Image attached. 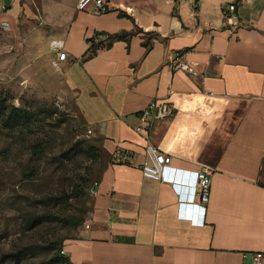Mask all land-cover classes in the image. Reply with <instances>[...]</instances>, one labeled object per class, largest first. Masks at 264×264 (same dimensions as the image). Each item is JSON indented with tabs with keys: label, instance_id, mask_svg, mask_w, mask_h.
<instances>
[{
	"label": "crops",
	"instance_id": "crops-1",
	"mask_svg": "<svg viewBox=\"0 0 264 264\" xmlns=\"http://www.w3.org/2000/svg\"><path fill=\"white\" fill-rule=\"evenodd\" d=\"M67 1L46 11L42 26L25 25L26 45L12 49L34 65L24 78L35 72L72 105L107 155L91 226L67 239L64 253L75 264H253L250 253L264 252V0H112L116 9L105 13ZM231 3L237 27L223 15ZM14 6L18 17L21 1ZM125 31L136 33L111 41ZM57 39L68 53L59 69L50 46ZM94 43L96 54L86 56ZM175 51L195 73L172 68ZM154 99L175 108L149 134L173 155L160 181L112 162L118 146L143 161L135 126ZM204 167L212 169L211 197L192 224L179 217L171 179L175 168ZM191 200L199 202L194 193Z\"/></svg>",
	"mask_w": 264,
	"mask_h": 264
},
{
	"label": "rangeland",
	"instance_id": "rangeland-1",
	"mask_svg": "<svg viewBox=\"0 0 264 264\" xmlns=\"http://www.w3.org/2000/svg\"><path fill=\"white\" fill-rule=\"evenodd\" d=\"M3 1L0 23L11 30H0V264H66L59 249L90 217L107 155L72 105L44 89L35 72L24 78L34 65L12 50L26 45L25 25L42 26L46 11L69 1L20 0L18 17L16 0L7 11ZM12 106L31 111L32 124L7 126Z\"/></svg>",
	"mask_w": 264,
	"mask_h": 264
},
{
	"label": "built area",
	"instance_id": "built-area-1",
	"mask_svg": "<svg viewBox=\"0 0 264 264\" xmlns=\"http://www.w3.org/2000/svg\"><path fill=\"white\" fill-rule=\"evenodd\" d=\"M79 9L88 10L90 7L96 13H105L116 9V5L112 0H80ZM120 9L127 12H133V8L129 6L119 5ZM3 11L9 9V4L6 0L1 6ZM235 3L229 4L223 8V15L226 23L233 27L240 24L239 18L235 14ZM42 23V22H41ZM1 32L7 33L11 30V25L7 21L0 23ZM101 37V36H100ZM104 38V37H103ZM101 40L99 39V42ZM107 43V40H103ZM51 49L57 54L53 59V66L60 68L62 61L68 57L65 50V41L61 39L52 40L50 43ZM169 64L175 70H185L190 73H195V67L184 60V54L181 51H175L169 58ZM213 93H208L212 96ZM174 106L160 99L152 100L139 114V123L135 126V131L142 135L145 140L144 144V159L137 163L133 160V151L118 146L112 153V162L114 164H127L132 167H138L143 176L152 180L160 181L166 178V171L172 166L173 155L163 150L150 140L149 134L153 123L157 120L167 119L174 115ZM91 134L92 130L88 129ZM212 169L204 167L196 171H186L184 169L175 168L172 180L173 185L177 188L179 195L180 212L179 217L185 218L192 224L196 223V213L199 207H205L211 197L212 185ZM92 194H96L95 185L91 189ZM193 193L198 197L199 202L192 201ZM90 219L85 221V225L89 228L91 225ZM253 264H264V252L256 251L250 253Z\"/></svg>",
	"mask_w": 264,
	"mask_h": 264
},
{
	"label": "trees",
	"instance_id": "trees-1",
	"mask_svg": "<svg viewBox=\"0 0 264 264\" xmlns=\"http://www.w3.org/2000/svg\"><path fill=\"white\" fill-rule=\"evenodd\" d=\"M136 31H125V32H121V33H116L114 35H112L111 41L118 39V38H122L125 37L127 35H132L135 34ZM111 41L108 43V46L111 44ZM99 47L97 45H95V43L91 46V48L88 50V53L86 54V56H92L94 54H96L97 49ZM9 115L7 116L6 119V124L7 126H9L10 128H21V127H26L29 126L31 123V119L33 117V113L31 111H29L26 108L23 107H15L12 106L11 110L8 113ZM64 243H62L61 248L59 249V253L60 255V259L62 258V260L66 263V264H75L74 262H72L71 258L67 255H61V252H64ZM41 264H48L47 261L42 262Z\"/></svg>",
	"mask_w": 264,
	"mask_h": 264
},
{
	"label": "water",
	"instance_id": "water-1",
	"mask_svg": "<svg viewBox=\"0 0 264 264\" xmlns=\"http://www.w3.org/2000/svg\"><path fill=\"white\" fill-rule=\"evenodd\" d=\"M6 2H7L9 5H11V0H6Z\"/></svg>",
	"mask_w": 264,
	"mask_h": 264
},
{
	"label": "bare ground",
	"instance_id": "bare-ground-1",
	"mask_svg": "<svg viewBox=\"0 0 264 264\" xmlns=\"http://www.w3.org/2000/svg\"><path fill=\"white\" fill-rule=\"evenodd\" d=\"M185 108V107H184ZM190 108V107H189Z\"/></svg>",
	"mask_w": 264,
	"mask_h": 264
}]
</instances>
